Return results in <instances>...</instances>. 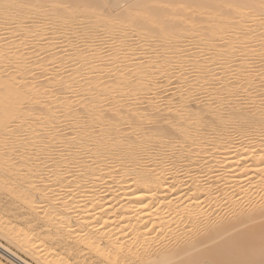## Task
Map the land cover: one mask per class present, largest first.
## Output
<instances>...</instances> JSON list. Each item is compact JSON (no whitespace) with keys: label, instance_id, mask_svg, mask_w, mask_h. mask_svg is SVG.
<instances>
[{"label":"bare ground","instance_id":"obj_1","mask_svg":"<svg viewBox=\"0 0 264 264\" xmlns=\"http://www.w3.org/2000/svg\"><path fill=\"white\" fill-rule=\"evenodd\" d=\"M76 1L0 0L1 33L21 32L0 38L1 238L42 264H68L47 245L86 264H264V0H125L97 16L106 55L72 39ZM25 214L36 239L2 223ZM14 251L0 241L32 264Z\"/></svg>","mask_w":264,"mask_h":264},{"label":"rangeland","instance_id":"obj_2","mask_svg":"<svg viewBox=\"0 0 264 264\" xmlns=\"http://www.w3.org/2000/svg\"><path fill=\"white\" fill-rule=\"evenodd\" d=\"M82 2V0H77L76 2L77 3H75V4H72V6L74 7L75 5L76 6H78V7H80V8H77L76 6H75V9H78V10H81V11H79L78 12V14H77V18H76V21L74 22V26L76 27V31L77 32H75V34H72L71 36H72V39H74V41H75V39H76V41H77V44L80 46V43H82V45L80 46L81 48H85L86 46H88V43L87 42H92L93 40H94V43L97 45V46H100L98 49L101 51H99L98 53H100V55H106V54H109V53H111L110 52V44L112 43H114L113 41L112 42H107V43H109V44H107L106 42H103L104 40H101V38L102 39H105V35H104V29L103 28H100V27H97L98 25H97V23H96V21H97V16L98 17H103L105 20H104V22H103V24L105 23V25L107 24V26H110V25H112L113 23H114V19H109L108 17H106V16H109L110 17V14L109 13H111V11L112 10H114V9H118V8H121V10H122V8H123V10L125 9V0H109V1H105V0H95L96 1V3L98 2V4H100L101 5V7L100 6H98V4L96 5L93 1L94 0H85V2L87 1V3L90 1V3H89V5H91V3L93 2L97 7H95L94 5H93V3H92V5H93V7H92V5H91V7L87 4V5H85L83 2ZM84 1V0H83ZM99 1H100V3H99ZM116 2V3H118L119 4V2L120 3H122V2H124V3H122L123 5H121L120 4V6H118V7H115V6H113L114 5V3L113 2ZM107 3V4H101V3ZM110 2V3H109ZM116 3H115V5H116ZM78 4V5H77ZM81 4V5H80ZM83 4H84V6H88V7H90V10H92L91 12H90V10L89 11H87V12H84V10L83 9H81V8H84L83 7ZM69 5H71V4H69ZM80 5V6H79ZM82 6V7H81ZM103 6V7H102ZM62 7V6H61ZM64 7V6H63ZM103 12H102V11ZM105 10L107 11V13L109 14H105L106 12H105ZM109 10H111V11H109ZM92 12H94L93 13V15H92ZM100 12H101V14H100ZM88 13V14H87ZM96 13V14H95ZM95 15V16H94ZM103 15V16H102ZM91 16H93V17H91ZM111 18V17H110ZM88 19H90V20H88ZM95 19V20H94ZM27 21L28 22H30L29 21V19H27ZM110 21V22H109ZM94 22H95V24H94ZM93 24V25H92ZM110 24V25H109ZM95 25V26H94ZM92 26H94V27H92ZM17 27V26H16ZM15 27V28H16ZM77 27H78V29H77ZM91 27H92V30H94V29H98V31L96 30V32L94 31H92L91 30ZM97 27V28H96ZM0 28H2V27H0ZM94 28V29H93ZM1 31H0V38L3 40V41H6V40H8V42L6 41V42H4V43H6V44H9V48L11 49V48H13L14 46H15V44H17L16 42H19L21 39V32H19V30L18 29H16V30H14L13 29V32L11 33V34H5V35H3L4 33V31H2V29H0ZM100 30V31H99ZM3 34H2V33ZM19 32V33H18ZM87 32V33H86ZM91 32H93V33H91ZM18 33V34H17ZM47 33V32H46ZM46 33H44V34H46ZM49 33H51V32H49ZM85 33V34H84ZM89 33V34H88ZM94 33H99V34H101V35H96L95 36V34ZM1 34H2V37H1ZM43 34V35H44ZM48 34V33H47ZM45 35V37H38V38H36L37 39V41L35 40L34 42H33V44L32 45H30L28 48H27V52H29V53H32V51H33V53H34V51H36L35 53L36 54H39V52H43V54L44 55H42L40 58H44L46 55H47V50L48 49H46L47 47H48V45H49V43L51 42V41H53L52 40V38L53 37H51L50 35ZM84 34V35H83ZM93 34V35H92ZM102 34L104 35V37H102ZM43 35H41V36H43ZM80 35V36H79ZM120 35L121 34H116V36H118V40H117V37H116V39L114 40V41H116L117 40V42H120L119 41V39L121 40V39H123V38H125V36L123 35V36H121L120 37ZM83 36H84V38H83ZM92 37V38H90L89 39V37ZM93 36H94V38H93ZM99 36V37H98ZM10 37V38H9ZM20 37V38H19ZM48 37H49V39H48ZM62 37V36H61ZM61 37H58V38H54V39H56V40H54V42L55 41H57V42H55V43H57V45L59 46V45H61V48H57V51H61V49H63L62 48V44L60 43L59 44V42L60 41H63L62 39H64V38H61ZM81 37V38H80ZM87 37V38H86ZM115 37V36H114ZM4 38V39H3ZM41 38V39H40ZM46 38H47V45L45 44L46 43ZM51 38V39H50ZM100 38V39H99ZM19 39V40H18ZM38 39H40V40H38ZM16 40H18V41H16ZM84 40H85V42H84ZM92 40V41H91ZM12 41V42H11ZM41 41V42H40ZM50 41V42H49ZM83 41V42H82ZM122 41V40H121ZM15 42V43H14ZM37 42V43H36ZM100 42H103L104 44H99ZM44 43V48H42L43 46H42V44ZM116 43V42H115ZM85 46H84V45ZM99 44V45H98ZM14 45V46H13ZM45 45L47 46V47H45ZM56 45V46H57ZM103 45V46H102ZM11 46V47H10ZM83 46V47H82ZM102 46V47H101ZM32 47V48H31ZM33 48H34V50H33ZM41 48V49H40ZM111 48H112V45H111ZM31 49V50H30ZM37 49H40V50H38V52H37ZM43 49V51H41ZM29 50V51H28ZM46 50V51H45ZM109 50V52H107ZM112 50V49H111ZM33 53L31 54L32 56H28V61L30 60L29 58H31L32 57V59L34 60V57H35V53H34V55H33ZM39 58V57H38ZM31 59V60H32ZM108 59V60H107ZM32 60V61H33ZM110 60L111 59H109V57H106L103 61H101V63H97V64H99V66H102V65H108V64H111V62H110ZM31 62V61H30ZM109 62V63H108ZM73 63H71L70 65H69V67L66 69L67 71L68 70H72L73 71V69H75L76 67L73 65L72 67H71V65H72ZM75 64V63H74ZM102 64V65H101ZM105 67V66H104ZM72 71H71V73H67V74H72ZM66 74V75H67ZM44 79V80H43ZM45 79H48V78H42V79H40L39 80V85H44L45 84V82H47ZM30 80V79H29ZM29 80H27V81H29ZM45 81V82H44ZM174 81H172V82H170V83H168L166 86H165V84H164V88H166L167 86H169L170 88H168V92H166L165 93V95L163 94L160 98H162V99H160V98H157L156 100H155V102L156 103H158V102H162V103H165V101L167 100V97L168 96H170V97H172V100L173 101H176L175 99L177 98L176 97V95H174L175 93L173 92V90L172 89H174L177 85L175 84V83H173ZM173 83V84H172ZM173 87V88H172ZM164 88H162L161 86H160V90H163V91H165V89ZM54 89V90H53ZM52 90H53V93L54 94H56V95H60V96H62L63 95V93L64 94H68V96L67 95H64V97H66V98H68L70 95H69V91H64V90H62V89H57V88H52ZM56 90V91H55ZM60 90H62V91H60ZM69 90H71V95H73V96H70L69 97V99L72 97V99L74 98V97H76L77 98V93H74V94H76V95H74L73 94V90L74 89H69ZM170 90V91H169ZM61 92V94L60 93H58V92ZM75 92H77V90H74ZM171 93V94H170ZM169 94V95H168ZM145 95H147V93L146 94H143V95H141L142 96V100L144 99V100H146L147 98H149L148 97V95H147V97L145 96ZM75 98V99H76ZM164 99H165V101H164ZM82 100H84V99H82ZM81 100V102H83ZM160 100V101H159ZM85 101V100H84ZM158 101V102H157ZM162 103H160V104H162ZM159 104V103H158ZM159 104V105H160ZM25 107H27V105L25 104L24 105ZM23 106V107H24ZM135 106H133V108H134ZM136 107H138V105L136 106ZM5 199H7L6 197L4 198V200ZM6 201V200H5ZM4 201V202H5ZM7 201H8V199H7ZM20 211H22L23 213H26L27 211L25 210V209H23V210H20ZM22 212H17V213H22ZM14 217H16V218H13V217H11L10 219H2V223L6 220V223L4 222L3 224L6 226V225H9V227H10V229H14V230H16L15 228H17V229H19V228H26V230H27V233H31V232H33V235H36V236H33L32 235V239H36V237H37V235H38V232L39 233H43L42 231H44L43 230V228H40L39 230H37V231H31L32 229L34 230V228L37 226H39V225H41V222H40V219L39 218H37L36 216V218L34 217V215H32V214H25V216L23 215V219L21 218V216H20V218L21 219H19V216H17V215H15ZM18 217V218H17ZM35 218V219H34ZM34 219V220H33ZM30 220H32V221H34V222H31V224L30 225H27L26 226V223L28 222V221ZM26 222V223H25ZM258 223V222H257ZM23 225H25V226H23ZM12 226V227H11ZM40 227V226H39ZM31 229V230H30ZM13 230V231H14ZM32 234V233H31ZM37 240H38V238H37ZM0 241L3 243V244H5V245H7L8 247H10L14 252H16L18 255H20L22 258H24V259H26L27 261H29V262H31L32 264H42V263H40V262H37L36 260H34L31 256H29V255H27L26 254V251H22V250H20L19 249V247H16V245H14V244H11L10 242H8V240L7 239H4L3 237L1 238V236H0ZM40 242L38 241V243L35 241V244H34V246H33V248L34 247H37V246H40V244H39ZM47 247H48V249H50L51 250V252H50V254H52L53 255V257H54V259L52 258V256L51 257H49L47 260L50 262V261H52L53 260V262H57L58 263V260H59V258L61 259V256L63 255L65 258H63V256H62V260L65 262V263H67V261H68V264H86V262H84L85 260L84 259H87L88 257L90 258V256L88 255V252L87 251H82V249H81V253H79L80 252V248H77V250L75 249V247L74 246H72V249L74 248V250H73V253H71V254H73L72 255V257H70V255L68 256L67 255V258H66V255H64L65 253L64 252H66V251H61V250H59V248H57V247H55V245H47ZM52 247H54V249L52 248ZM53 250V251H52ZM59 250V251H58ZM75 250H76V252H78L79 254H77L76 252H75ZM79 250V251H78ZM48 251V250H47ZM76 254H75V253ZM87 252V253H86ZM62 253V254H61ZM87 254V255H86ZM55 255H57V256H55ZM59 255V256H58ZM75 255V256H74ZM40 256L41 257H47V256H49V253L47 252H42V253H40ZM39 256V257H40ZM78 256V259L77 258H75V257H77ZM88 256V257H87ZM59 257V258H58ZM69 257H70V259H69ZM87 257V258H86ZM74 258H75V261H74ZM82 258H83V260H82ZM94 259H92V260H90V261H92V262H97L98 260L96 259V257H93ZM61 260V263H64L63 261ZM65 260H67V261H65ZM0 261L1 262H3L4 264H13V263H11V262H9L8 260H6L5 258H3V256L0 254Z\"/></svg>","mask_w":264,"mask_h":264}]
</instances>
